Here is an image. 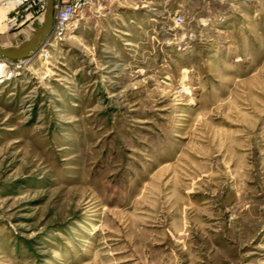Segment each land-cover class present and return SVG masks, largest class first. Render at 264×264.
<instances>
[{
	"label": "rangeland",
	"instance_id": "obj_1",
	"mask_svg": "<svg viewBox=\"0 0 264 264\" xmlns=\"http://www.w3.org/2000/svg\"><path fill=\"white\" fill-rule=\"evenodd\" d=\"M84 14L0 57V264H264V0Z\"/></svg>",
	"mask_w": 264,
	"mask_h": 264
},
{
	"label": "built area",
	"instance_id": "obj_2",
	"mask_svg": "<svg viewBox=\"0 0 264 264\" xmlns=\"http://www.w3.org/2000/svg\"><path fill=\"white\" fill-rule=\"evenodd\" d=\"M15 16L8 21L9 28L30 26L33 32L42 24L47 0H13ZM93 0H54V17L50 33L46 38L55 41L66 38L75 20L83 19L84 12ZM177 23L183 21L176 18Z\"/></svg>",
	"mask_w": 264,
	"mask_h": 264
},
{
	"label": "water",
	"instance_id": "obj_3",
	"mask_svg": "<svg viewBox=\"0 0 264 264\" xmlns=\"http://www.w3.org/2000/svg\"><path fill=\"white\" fill-rule=\"evenodd\" d=\"M54 17V0H47L46 12L42 24L19 46H0V57L10 61L23 60L37 49L50 33Z\"/></svg>",
	"mask_w": 264,
	"mask_h": 264
},
{
	"label": "bare ground",
	"instance_id": "obj_4",
	"mask_svg": "<svg viewBox=\"0 0 264 264\" xmlns=\"http://www.w3.org/2000/svg\"><path fill=\"white\" fill-rule=\"evenodd\" d=\"M12 3H14L12 0H7V2H6V4H7V9L9 8L10 9V6L12 5ZM42 51H44V52H46L44 49L42 50ZM3 58V57H2ZM3 59H5V58H3ZM6 61H7V59H5ZM32 60V58L31 57H27V58H25V59H23V61L25 62V63H28L29 61H31ZM23 62V63H24ZM4 68H5V65L3 64V63H0V83H3L6 79H4V77L6 76H4L3 74H4Z\"/></svg>",
	"mask_w": 264,
	"mask_h": 264
}]
</instances>
